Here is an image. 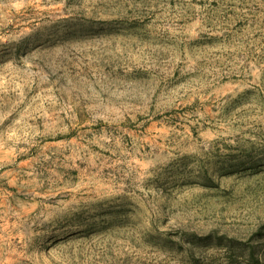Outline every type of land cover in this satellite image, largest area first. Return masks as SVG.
<instances>
[{
	"label": "rangeland",
	"instance_id": "1",
	"mask_svg": "<svg viewBox=\"0 0 264 264\" xmlns=\"http://www.w3.org/2000/svg\"><path fill=\"white\" fill-rule=\"evenodd\" d=\"M238 245L264 259V0H0V264Z\"/></svg>",
	"mask_w": 264,
	"mask_h": 264
},
{
	"label": "trees",
	"instance_id": "2",
	"mask_svg": "<svg viewBox=\"0 0 264 264\" xmlns=\"http://www.w3.org/2000/svg\"><path fill=\"white\" fill-rule=\"evenodd\" d=\"M235 248V247H233ZM232 248V249H233ZM239 249L240 255L241 256H246L245 260L240 259L238 260H233L231 261L229 264H264V259L262 257H260L259 255H256V249H254V247L251 249V251L249 253H246V249L243 246L238 245L237 247Z\"/></svg>",
	"mask_w": 264,
	"mask_h": 264
}]
</instances>
